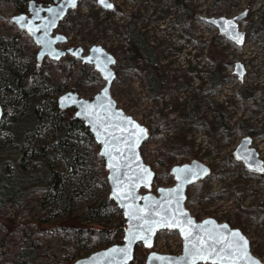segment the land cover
<instances>
[{
	"label": "rangeland",
	"instance_id": "obj_1",
	"mask_svg": "<svg viewBox=\"0 0 264 264\" xmlns=\"http://www.w3.org/2000/svg\"><path fill=\"white\" fill-rule=\"evenodd\" d=\"M36 1L45 6L51 3L50 0ZM109 1L114 4L113 10L104 9L98 4V0H81L57 31L69 38V44L59 47L82 48L85 54H89L92 46L99 45L117 58V63L113 66L117 74L111 90L113 98L127 115L150 130V138L143 145L141 153L157 176L152 189L142 192L157 195L160 187L175 184L171 176L167 181L163 179L162 174L166 169L163 164L170 165L171 169L173 166L198 160L209 166L212 173L201 181L200 186L189 187L186 207L198 221L214 218L220 223L230 224L235 193L227 186L241 178L238 176L244 172V165L236 161L233 152L242 138L249 136L240 132L238 120L245 115L252 116L259 109V114L252 119L259 123L257 126H264V92H257L264 88V0H185L184 8L176 7L173 0ZM18 2L0 0V39L15 37L20 32L11 20L19 13ZM248 9L251 16L240 22V29L246 33V43L241 48L203 21V17L232 18L244 14ZM132 16L136 19L137 30L154 50L164 83L177 82L181 72L183 73L186 83L177 82L172 93L168 92L156 99L150 98L148 74L141 68L128 66L126 57L131 45L125 32L118 31L115 26L125 27L133 21ZM81 35H87L89 41L84 42ZM14 45L15 49L7 53V60L6 56L0 55V102L3 106L11 97L10 93L6 94L10 87L6 79L10 81L15 74L22 77L33 70L40 51V47L30 36L23 37ZM185 53L195 54L196 58L191 59L189 64V57L183 56ZM45 61V64H51L49 79L56 90L52 91L49 87L43 90L39 99H43L48 91L52 94L45 96V100L38 104L39 109L49 105L53 98L58 100L61 95L70 91L91 100L105 86V81L94 67L81 60L68 55L60 61L49 58ZM237 62L246 68L243 82L234 73ZM137 64L143 67V59H138ZM190 68L194 70L189 71ZM220 69L226 79L220 86H214L210 83V78L214 71ZM257 84L259 85L256 86ZM241 88L254 91L253 101L243 102L239 92ZM21 104L26 109L22 114H26L29 104L25 101H21ZM179 106L182 118L190 114L196 117L185 131L183 127L186 124L180 119L165 125L160 122L162 118L170 120L172 112ZM51 118L58 120L54 115L42 119L37 132L25 137L23 153H27V168L31 160L37 159L39 148L49 142ZM198 118L204 121L201 125ZM12 121L11 117H7L0 122V146L10 139L7 130ZM156 128H161L162 131L152 133V129ZM70 144L84 155L83 162L87 172L79 179L67 176V180L60 185L64 189L62 194L57 193L54 188L40 190L28 195L21 205L7 203L0 207V264H68L71 235L52 224L63 222L71 216L85 227L102 228L121 216V212L117 210L108 212L101 207L109 190L106 182H95L96 177L102 173L96 162V145L91 143L85 132L73 135ZM178 144L189 147V150L172 152L173 145ZM253 147L264 159V137L253 139ZM10 152H0V162L7 161L12 156ZM53 153L52 149L47 150L43 161L54 167L55 171H65L66 175L63 161L54 159ZM33 165L38 170L40 163ZM64 196L67 197L70 208L63 204ZM243 198L245 207L264 202V178L250 174ZM91 208L99 209L92 223L89 222L94 218ZM241 217L240 213L235 215L232 222L234 228L246 235L250 240L252 253L264 262V215L260 220L259 215L251 213L246 217L245 223ZM49 226H54V229L49 230ZM114 244H117V239L111 241V245L109 238L98 244H93L91 240H81L76 247L75 258L89 257L103 247ZM182 251L183 241L179 234L164 230L158 233L154 246L148 252L180 255ZM33 252L35 258L31 259L26 253Z\"/></svg>",
	"mask_w": 264,
	"mask_h": 264
},
{
	"label": "water",
	"instance_id": "obj_2",
	"mask_svg": "<svg viewBox=\"0 0 264 264\" xmlns=\"http://www.w3.org/2000/svg\"><path fill=\"white\" fill-rule=\"evenodd\" d=\"M80 1L51 0L52 4L48 8H43L41 5L36 6V3L32 1L30 3L32 18H28L26 15L12 17V22L19 27V30L25 31L41 48L37 56L39 64L43 63L45 57L59 61L70 54L84 64L92 65L101 79L105 81L104 88L93 99L82 98L79 93L70 91L58 98V105L62 111L75 110V117L84 121L85 126L100 147V155L108 170L107 180L110 199L121 210L125 218L124 239L123 243L114 244L93 253L89 257L80 258L74 264H133L138 246L141 244L146 249L152 248L158 233L164 230L179 234L183 241L182 253L169 255L151 252L147 256L146 264H213L214 261L215 264H231L230 259L221 260L220 257L229 255L226 250L222 251V249H225V245L232 240L230 233L236 231L248 241V251L251 257L258 261V264H264L252 253L250 240L240 229L233 228L229 223H220L214 218L198 221L187 209L189 187L205 180L212 173L211 168L204 163L193 160L188 164L173 166L170 170V175L175 181L173 186L160 187L157 195L151 192H142L152 189L157 176L154 169L144 161L141 153L143 145L150 138V130L132 116L127 115L124 110L118 107L113 98L111 90L117 78L116 71L113 69L117 63L116 57L99 45L92 46L89 54H85L82 48L61 50L57 48V45L67 43L68 37L62 34H56L53 37L60 23L70 11L78 7ZM107 3L111 4L112 7H105L98 0V4L104 9L113 10L114 4L109 0ZM36 13L39 14L38 18ZM21 17L24 18L23 26L17 22ZM244 17L245 14L232 18L225 16L218 18L203 17V21L216 28L220 35L235 46L241 48L246 43V33L240 29L238 21ZM227 21L233 22L234 26L225 32V22ZM234 66V73L238 76V80L243 82L246 75L245 66L240 62L235 63ZM3 118L4 107L0 102V122ZM141 130L143 131L141 132ZM117 147L121 149V152L116 151ZM105 152L109 154L104 155ZM233 156L247 170L259 175L264 174V170H262L264 169V159L260 152L253 147L251 136L242 138L234 150ZM142 169L147 171L144 172ZM144 177H148L147 181L143 179ZM117 189L121 190L123 199L114 197ZM172 215H177L180 220L193 222L195 227L192 228L193 235L189 240H185L184 236L180 234L179 228L157 226L158 224H166V218ZM132 217H143V219H133ZM142 224L144 227H139ZM224 225L228 226L227 230L222 227ZM148 227L153 228L154 231H145L144 229ZM132 234L138 237L143 236L145 239L138 238L130 242ZM210 236L216 240L223 237L224 243L214 244L213 240L209 239ZM197 237L200 239L197 240ZM146 240L150 242V246L149 243L145 242ZM202 242L207 243L210 247H202ZM193 244H196L197 247L193 248ZM200 255L208 256V259H199ZM153 257L163 259H152ZM240 264H244V262L241 261Z\"/></svg>",
	"mask_w": 264,
	"mask_h": 264
},
{
	"label": "trees",
	"instance_id": "obj_3",
	"mask_svg": "<svg viewBox=\"0 0 264 264\" xmlns=\"http://www.w3.org/2000/svg\"><path fill=\"white\" fill-rule=\"evenodd\" d=\"M175 2L176 7H185V0H173ZM181 18V17H180ZM125 27L115 26L118 31H124L129 42L130 50L127 53V61L128 66L132 68H141L142 71H145L148 74V94L152 99H156L157 97L164 96L168 94V92L172 93L173 89L177 86V82L182 84L186 83V79L181 72L178 77L177 82L170 81L168 84H165L160 73L162 69L158 67L154 50L150 47L144 35L137 30L135 25V17L132 16L131 20ZM179 20V19H178ZM110 36V33H107ZM25 34L23 32H19L18 35L12 38H1L0 39V55L6 56L7 53L11 52L12 49H15L16 43L20 42ZM84 42H88L89 38L87 35H81ZM180 38V37H179ZM121 54V53H120ZM181 54V53H179ZM190 58V55H186ZM12 57V56H10ZM142 58L144 61L143 67H139L137 64L138 59ZM8 62V61H6ZM187 62V61H186ZM190 64L191 61L189 60ZM192 67V66H191ZM51 67L50 65H39L35 64L33 70L26 73L24 76L19 77L17 74L13 75L12 79H6V81L10 84V87L7 88L6 94H11L10 100L4 103V119L7 117H11L13 121L10 123V127L7 130L9 134V140L6 141L2 146H0V152L2 151H12L10 152L12 156L6 161L0 162V207L10 204H18L21 205L24 203L25 199L28 195H31L40 190H48L51 188L56 189L58 192H64L63 185L65 180H67V176L69 178L79 179L87 172V168L84 166V155L80 154L79 151L70 144L73 135H78L80 132H85L88 139H90L93 145H96L95 153H96V162L99 165L102 173L96 177V181L98 183L106 182V187L109 189L108 185V170L106 169L104 159L100 155V147L95 142L93 136L91 135L89 129L85 126L83 120H79L75 117V110H66L62 111L59 108L58 100L53 98L49 105L45 106L42 109H39L42 100H45V96H51L52 92L48 91L43 96V99L38 98L41 95L43 90L46 87L51 88V90H56L49 79V71ZM194 70L190 68L189 71ZM187 72V71H186ZM203 73V72H202ZM225 77L221 74V69L217 72L214 71L212 77L210 78V83L214 86H220L224 83ZM257 84L256 86H258ZM264 92V88L260 89L257 92ZM241 94V98L243 102L249 103V101H253L252 95L254 91L249 89L241 88L239 91ZM256 92V93H257ZM255 93V94H256ZM2 97V91L0 89V98ZM38 100V101H37ZM21 101H25L26 104H29L28 112L26 114H22L24 112L25 107L21 104ZM9 105V106H8ZM38 109H35V108ZM155 108V107H154ZM177 109V110H176ZM174 113L172 112L171 121L168 119H161L162 125L168 124L172 121L181 120L185 122L186 126L183 127L185 131L187 126H190V122L193 118H196L194 115H186L185 118L181 117V107L176 108ZM21 114L18 119L16 116ZM259 114V109L253 112L252 116L245 115L242 116L237 123V126L240 132H243L245 135L251 136L253 139H259L264 137V126H257L259 123L253 121L254 118ZM54 115L58 120H51L50 123V135L49 142L43 147L39 148L37 159L31 160L30 165L27 168L25 164V156L27 153H23V149L25 147V137L30 133H36L40 127V122L42 119H48ZM204 121L202 118H198V123L201 125ZM1 125V124H0ZM1 127V126H0ZM162 131L161 128L152 129L153 132ZM2 130H0L1 135ZM189 147H185L182 144L173 145L172 152L182 153L183 150H189ZM53 150L52 157L54 159L59 158L63 161L65 171H55V168L50 164H47L43 161L44 154L47 153V150ZM232 157V156H231ZM40 163L37 170L34 167V163ZM166 169L162 176L164 180H168L170 175V165L163 164ZM244 172L238 177L236 181H232L228 184V189L233 193H235V199L233 203V208L230 214V225L233 226V221L235 220V215L240 213L242 215L241 220L245 223V219L251 213L259 215V219L261 220L264 215V202H261L258 205H253L251 207L244 206V190L246 188V180L248 179L250 174L257 175L260 179L264 178L263 175H259L255 172H251L243 167ZM62 181V182H61ZM15 182V183H14ZM61 182V183H60ZM202 182H199L194 186H200ZM61 193V194H62ZM104 202L101 207L106 211L117 210V205L110 199L109 192L104 198ZM63 204L70 208V203L66 196H64ZM45 203H43V206ZM99 213V209L91 208V214H93L94 218L90 219L89 222L92 223L93 220L97 217ZM5 223V221H3ZM124 223L125 218L121 212V216L118 219L111 220L108 225H103L102 228H91L85 227V225L81 224L77 221V218H71L68 216L63 222L55 223V227H60L63 230L69 232L72 238V242L70 246H68V264H74L78 259L76 256V247L79 242L82 240H91L93 244L101 243L106 238H109L110 245L111 241L117 239V244L123 243L124 239ZM6 224V223H5ZM54 229V226H49V230ZM105 246L103 249L109 247ZM149 249H146L143 245H139L136 251V258L133 264H146V255L149 253ZM30 255L31 259H34L33 253H26Z\"/></svg>",
	"mask_w": 264,
	"mask_h": 264
},
{
	"label": "snow or ice",
	"instance_id": "obj_4",
	"mask_svg": "<svg viewBox=\"0 0 264 264\" xmlns=\"http://www.w3.org/2000/svg\"><path fill=\"white\" fill-rule=\"evenodd\" d=\"M99 3L104 5L105 7H112L111 4H108L107 3V0H99ZM51 11V10H50ZM37 15V18L39 17V14L36 13ZM18 23H20L22 26L24 25V18L21 17L19 18V20L17 21ZM226 24V27H225V32H227V29L230 28V27H233V22L231 21H227L225 22ZM31 31V29H30ZM42 43V41H40ZM98 51V50H97ZM143 130H141L142 132ZM114 139H116L114 137ZM124 143H127V141H124ZM116 151L117 152H121V149L119 147L116 148ZM104 155H108L109 153L108 152H105L103 153ZM121 155H123V153H121ZM112 167H115V165H112ZM264 170V169H262ZM142 171L146 172L147 170L146 169H142ZM143 179H145V181H147L148 177H144ZM114 197L115 198H119V199H123L124 196L121 194V190L120 189H117L114 193ZM143 211V210H141ZM181 215H186V214H181ZM133 219H143V217H132ZM167 219V223L164 224V225H160L158 224L157 226H166V227H169V228H179L180 229V234L184 236L185 240H189L193 233H192V228L195 227L193 225V222L191 220H180L178 219L177 215H172ZM145 223H147V221H145ZM139 227L143 228L144 225H140ZM225 230H227V225H224L222 226ZM145 231H148V232H152L154 231L153 228L151 227H148L146 229H144ZM231 237H232V240L229 241L226 245H225V249H222V251L226 250L229 255H225V256H221L220 259L221 260H225V259H230L231 260V264H240L241 261L244 262V264H258V261H256L255 259H253L248 251V241L238 232H231L230 233ZM145 239L143 236H137L135 234H132L130 236V242L131 241H134L136 239ZM200 238L197 237V240H199ZM209 239L213 240V243H221L223 244L224 243V238L221 237V239L219 240H216V239H213L211 236L209 237ZM146 243H149V246H150V242L148 240L145 241ZM201 246L202 247H210V245H208L207 243L205 242H202L201 243ZM193 248H196L197 245L196 244H193L192 245ZM215 250V249H213ZM121 251H124V250H121ZM210 255V254H209ZM199 259H208V256H205V255H200L198 257ZM152 259H163V258H160V257H153ZM213 264H215V261L213 262Z\"/></svg>",
	"mask_w": 264,
	"mask_h": 264
},
{
	"label": "flooded vegetation",
	"instance_id": "obj_5",
	"mask_svg": "<svg viewBox=\"0 0 264 264\" xmlns=\"http://www.w3.org/2000/svg\"><path fill=\"white\" fill-rule=\"evenodd\" d=\"M19 2H18V5H17V9H18V11H19V13L17 14V15H26L28 18H32L33 17V15H32V13H31V10H30V3L33 1V2H35L36 3V6H39V5H41L43 8H48V7H50V5L52 4V3H50V4H47L46 6L43 4V3H38V1H36V0H18ZM51 1V0H50ZM71 12V11H70ZM69 12V13H70ZM245 17L242 19V20H244V19H248L250 16H251V14H250V9H248L245 13ZM69 15V14H68ZM16 16V15H15ZM237 16H239V15H237ZM226 17V16H225ZM236 17V16H235ZM67 18V17H66ZM65 18V19H66ZM65 19L60 23V25H59V27H58V29L62 26V23L65 21ZM11 20H12V18H11ZM242 20H240V21H238V23L240 24V22H242ZM245 20V21H246ZM15 24V23H14ZM16 25V24H15ZM17 26V25H16ZM17 28L19 29V27L17 26ZM58 29L54 32V34H53V37H55V35L56 34H61V33H57V31H58ZM20 31V30H19ZM20 32H23L24 34H25V36H29L25 31H20ZM63 35V34H62ZM33 39V38H32ZM34 41V40H33ZM67 44H69V38H68V41H67V43H65V44H58L57 45V48H59V49H61V50H72V49H74V50H76V48H70V47H64V48H61V47H59V46H66ZM41 49V48H40ZM71 56L70 54H67L66 56ZM65 56V57H66ZM71 57H73V58H75L74 56H71ZM46 58H49V57H45V59ZM64 58V57H63ZM63 58H61V60L63 59ZM45 59H44V61H43V63H41V64H39L38 63V59H37V64H39V65H45V66H47V64H45ZM50 59V58H49ZM75 59H77V58H75ZM117 59V58H116ZM51 60V59H50ZM79 60V59H78ZM53 61V60H52ZM60 61V60H59ZM50 67H51V64H50ZM187 198H188V195H187Z\"/></svg>",
	"mask_w": 264,
	"mask_h": 264
},
{
	"label": "built area",
	"instance_id": "obj_6",
	"mask_svg": "<svg viewBox=\"0 0 264 264\" xmlns=\"http://www.w3.org/2000/svg\"><path fill=\"white\" fill-rule=\"evenodd\" d=\"M172 37H173V36H172ZM186 54H187V53H185L184 55L182 54V55H183V56H186ZM187 57H188V56H187ZM190 58H191V59H195V58H196V57H195V54L190 55ZM191 59H190V60H191Z\"/></svg>",
	"mask_w": 264,
	"mask_h": 264
}]
</instances>
